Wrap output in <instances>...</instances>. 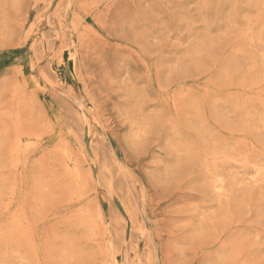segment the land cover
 Segmentation results:
<instances>
[{
	"label": "rangeland",
	"instance_id": "obj_1",
	"mask_svg": "<svg viewBox=\"0 0 264 264\" xmlns=\"http://www.w3.org/2000/svg\"><path fill=\"white\" fill-rule=\"evenodd\" d=\"M0 264H264V0H0Z\"/></svg>",
	"mask_w": 264,
	"mask_h": 264
},
{
	"label": "bare ground",
	"instance_id": "obj_2",
	"mask_svg": "<svg viewBox=\"0 0 264 264\" xmlns=\"http://www.w3.org/2000/svg\"><path fill=\"white\" fill-rule=\"evenodd\" d=\"M108 244H110V243H108ZM112 249V248H111Z\"/></svg>",
	"mask_w": 264,
	"mask_h": 264
}]
</instances>
